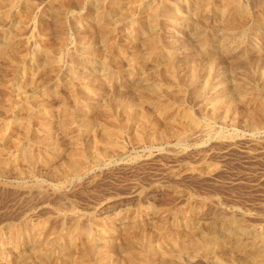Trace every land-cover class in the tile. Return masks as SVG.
<instances>
[{"label":"rangeland","instance_id":"rangeland-1","mask_svg":"<svg viewBox=\"0 0 264 264\" xmlns=\"http://www.w3.org/2000/svg\"><path fill=\"white\" fill-rule=\"evenodd\" d=\"M0 55V264H44L30 247L58 239L75 250L48 264H76L103 234V264L151 242L152 264H165V231L193 223L192 251L174 264L252 262L264 236V0H0ZM79 150L80 173H60ZM225 221L251 243L193 251ZM77 224L89 235L60 237Z\"/></svg>","mask_w":264,"mask_h":264},{"label":"bare ground","instance_id":"bare-ground-1","mask_svg":"<svg viewBox=\"0 0 264 264\" xmlns=\"http://www.w3.org/2000/svg\"><path fill=\"white\" fill-rule=\"evenodd\" d=\"M10 2V1H9ZM12 2V1H11ZM18 4V3H17ZM5 9V8H4ZM123 15V14H122ZM153 15V14H152ZM130 16V15H129ZM115 18V17H114ZM129 18V17H128ZM120 19V18H119ZM124 19H126V18H124ZM123 19V20H124ZM110 20V19H109ZM108 20V21H109ZM121 20V19H120ZM112 21V20H111ZM103 22V21H102ZM119 21H117V23H118ZM115 26H116V24H115ZM109 29V28H108ZM107 29V30H108ZM202 29V28H201ZM104 31V30H103ZM14 35V34H13ZM11 37H12V35H10ZM9 36V37H10ZM224 36H225V39L226 40H231L233 37H232V35H230V34H224ZM199 37V36H198ZM13 38V37H12ZM157 38V37H156ZM221 38H223V37H221ZM101 39V38H100ZM10 40V39H9ZM236 40V39H235ZM237 41V40H236ZM7 43L9 42V41H6ZM11 42V41H10ZM85 52H87L86 50H84ZM33 52V51H32ZM12 53H13V51H12ZM17 53V52H16ZM40 53V52H39ZM61 53V52H60ZM83 53V52H82ZM88 53H89V51H88ZM31 54V53H30ZM29 54V55H30ZM19 55V54H18ZM1 56V55H0ZM20 56V55H19ZM6 57V56H5ZM1 58V57H0ZM13 58H15L14 56H13ZM170 58V57H169ZM33 60V59H32ZM49 60V59H48ZM53 60V59H52ZM11 61V60H10ZM169 61H170V59H169ZM49 62H50V60H49ZM53 63H54V61H53ZM78 63V62H77ZM73 65V64H72ZM240 65V64H239ZM15 66V65H14ZM17 66V65H16ZM87 66V65H86ZM89 66V65H88ZM70 67V66H69ZM166 68V67H165ZM13 70H14V68H12ZM90 69H91V67H90ZM93 69V68H92ZM86 70H88V68L86 69ZM166 70V69H165ZM168 70V69H167ZM170 70V69H169ZM162 72V71H161ZM173 72V71H172ZM15 73V72H14ZM80 74V73H79ZM161 74V73H160ZM172 74V73H171ZM191 74V73H190ZM154 75V74H153ZM176 75V74H175ZM195 75V74H194ZM85 76H86V73H85ZM189 76V75H188ZM157 77V76H156ZM167 77V76H166ZM172 77V76H171ZM170 77V78H171ZM191 77H194L193 75L191 76ZM190 77V78H191ZM66 78V77H65ZM144 78V77H143ZM164 78V77H163ZM168 78V77H167ZM170 78H168L167 80H169ZM173 78V77H172ZM185 78V77H184ZM187 78V77H186ZM74 79V78H73ZM161 79V78H160ZM165 79V78H164ZM163 80V79H162ZM175 80H176V78H175ZM187 80V79H186ZM190 80V79H189ZM245 81V80H244ZM150 82V81H149ZM172 82V81H171ZM142 83V82H141ZM185 83V82H184ZM19 84H20V82H19ZM138 84V83H137ZM239 84V83H238ZM18 85V84H17ZM184 85V84H183ZM187 85V84H186ZM21 86V85H20ZM190 86V85H189ZM196 86V85H195ZM199 86V85H198ZM238 86V85H237ZM145 87V86H144ZM235 87V86H234ZM236 88V87H235ZM152 89V88H151ZM154 89V88H153ZM192 89V88H191ZM195 89V88H194ZM33 90H34V88H33ZM167 90V89H166ZM196 90V89H195ZM200 90V89H199ZM204 90V89H203ZM236 90V89H235ZM201 91V90H200ZM163 92V91H162ZM178 92V91H177ZM176 94V93H175ZM143 95V94H142ZM171 95V94H170ZM198 95V94H197ZM150 96V95H149ZM154 96V95H153ZM256 96V95H255ZM143 96H141V98H142ZM175 97H177V96H175ZM250 98V97H249ZM262 98H263V96H262ZM134 99V98H133ZM177 99V98H176ZM241 99V98H240ZM181 100V99H180ZM248 100V99H247ZM252 100V99H251ZM162 101V100H161ZM136 102V101H135ZM210 102H212V101H210ZM141 103V102H140ZM144 103V102H143ZM109 104H110V102H109ZM127 104V103H126ZM105 106H107V105H105ZM129 106V105H128ZM114 107V106H113ZM113 107H111V108H113ZM127 109V108H126ZM216 109V108H215ZM108 110H110V109H108ZM145 111V110H144ZM254 111V110H253ZM34 112V111H33ZM107 112V111H106ZM110 112V111H109ZM116 112V111H115ZM262 112V111H261ZM112 113V112H111ZM170 113H171V111H170ZM217 113V112H216ZM263 114H264V112H262ZM109 114V113H108ZM114 114V113H113ZM116 114H118L117 112H116ZM130 114V113H129ZM142 114V113H141ZM140 114V115H141ZM103 115V114H102ZM101 115V116H102ZM144 115V114H143ZM104 116V115H103ZM110 116V115H109ZM113 116V115H112ZM146 116V115H145ZM187 116V115H186ZM11 117V116H10ZM127 117V116H126ZM129 117V116H128ZM136 117V116H135ZM147 117V116H146ZM188 117H189V126H191L192 127V125H194L195 126V124H196V122H195V120L193 119V117L190 115V114H188ZM209 117V116H208ZM257 117V116H256ZM259 117V116H258ZM105 118V117H104ZM109 118V117H108ZM137 118V117H136ZM140 118V117H139ZM23 119V118H22ZM142 119V118H141ZM249 119V118H248ZM21 120V119H20ZM102 120V119H101ZM119 120V119H118ZM117 120V121H118ZM143 120V119H142ZM31 121V120H30ZM84 121V120H83ZM103 121V120H102ZM122 121V120H121ZM140 121V120H139ZM251 121V120H250ZM111 122V121H110ZM185 122V121H184ZM9 123V122H8ZM125 123V122H124ZM140 123V122H139ZM142 123V122H141ZM144 123H145V121H144ZM182 123V122H181ZM211 123V122H210ZM251 123V122H250ZM16 124V123H15ZM71 124V123H70ZM183 124V123H182ZM201 124V123H200ZM9 125V124H8ZM45 125V124H44ZM63 125V124H62ZM136 125V124H135ZM203 125V124H202ZM113 126H114V124H113ZM165 126V125H164ZM140 128H141V125L139 126ZM206 127V126H205ZM122 128V127H121ZM193 128V127H192ZM27 129V128H26ZM101 129V128H100ZM180 129H181V127H180ZM180 129H178V130H180ZM28 130V129H27ZM141 130V129H140ZM166 131H167V129H165ZM177 130V131H178ZM183 130V129H182ZM202 130V129H201ZM257 130V129H256ZM2 131H4V130H2ZM19 131V130H18ZM25 131V130H24ZM106 131V130H105ZM138 131V130H137ZM172 131V130H171ZM170 131V132H171ZM21 132V131H20ZM75 132V131H74ZM91 132V131H90ZM102 132V131H101ZM117 132V131H116ZM132 132V131H131ZM160 132V131H159ZM165 132V131H164ZM179 132V131H178ZM196 132V131H195ZM2 133V132H1ZM71 133V132H70ZM85 133V132H84ZM107 133V132H106ZM109 133H111V132H109ZM168 133V132H167ZM206 133V132H205ZM17 134V133H16ZM23 134V133H22ZM121 134V133H120ZM133 134H134V131H133ZM198 134V133H197ZM1 135V134H0ZM3 135V134H2ZM25 135V134H24ZM24 135H23V137H24ZM100 135V134H99ZM109 135V134H108ZM154 135V134H153ZM184 135V134H183ZM183 135H181V136H183ZM97 136V135H96ZM130 136V135H129ZM136 136H138V135H136ZM167 136V135H166ZM169 136V135H168ZM23 137H21V138H23ZM102 137H104V136H102ZM106 137V136H105ZM118 137V136H117ZM159 137V136H158ZM195 137V136H194ZM20 138V139H21ZM184 138V137H183ZM188 138V137H187ZM0 139H1V136H0ZM101 139V138H100ZM103 139V138H102ZM118 139V138H117ZM137 139V138H136ZM180 139H181V137H180ZM94 140V139H93ZM106 140V139H105ZM107 140H108V138H107ZM139 140V139H138ZM184 140H187V139H184ZM132 141V140H131ZM47 142V141H46ZM95 142V141H94ZM102 142V141H101ZM104 142V141H103ZM116 142V141H115ZM179 142V141H178ZM184 142V141H183ZM142 143V142H141ZM140 143V144H141ZM180 143V142H179ZM16 144V143H15ZM106 144V143H105ZM8 145V144H7ZM9 145H10V143H9ZM20 145V144H19ZM1 146V145H0ZM27 146V145H26ZM115 146V145H114ZM13 147V146H12ZM23 148H25V147H23ZM22 149V148H21ZM37 149V148H36ZM72 150V149H71ZM84 150V149H83ZM107 150V149H106ZM22 151V150H21ZM73 151V150H72ZM80 151H82V150H79V152L77 151V152H75L74 153V156H73V158H72V160H70L71 162L68 164V165H66V167L64 168V172H61V171H63V170H61L60 171V173H62L63 175H66V176H77L78 175V173H80L79 171H80V169H81V166L82 165H80V163H79V161H80V159H82V157L84 158V156H86L84 153H82V152H80ZM110 151V150H109ZM119 151V150H118ZM3 152V151H2ZM25 153H24V155H23V157H24V159L25 160H27L29 163L31 162V163H33V164H35V163H39V162H41V160H40V158L38 157V156H34V155H32V153L31 152H29L27 149H25V151H24ZM70 152V151H69ZM99 153V152H98ZM106 153V152H105ZM104 153V154H105ZM110 153H111V151H110ZM115 153V152H114ZM118 153V152H117ZM2 154V153H1ZM109 154V153H108ZM65 156H66V154H65ZM95 156V155H94ZM95 158V157H94ZM93 158V159H94ZM98 158V157H97ZM101 158V157H100ZM65 159V158H64ZM42 165V164H41ZM57 165V164H56ZM4 166V165H3ZM52 167V166H51ZM2 168V167H1ZM8 169V168H7ZM62 169V168H61ZM54 173V172H53ZM1 174V173H0ZM11 174V173H10ZM61 177V176H60ZM65 178V177H64ZM95 178V177H94ZM90 179V178H89ZM91 180V179H90ZM64 181V180H63ZM87 181V180H86ZM85 181V182H86ZM43 183V182H42ZM46 186V185H45ZM43 187V186H42ZM1 189V188H0ZM10 192V191H9ZM14 192V191H13ZM23 192V191H22ZM33 192V191H32ZM12 193V192H11ZM17 194V193H16ZM12 195V194H11ZM22 195V194H21ZM33 198V197H32ZM67 198V197H66ZM9 200V199H8ZM39 200V199H38ZM22 201H25V200H22ZM64 200H62V202H63ZM71 202V201H70ZM48 203V202H47ZM66 203V202H65ZM69 203V202H68ZM38 204V203H37ZM49 204V203H48ZM58 204H60V203H58ZM8 205V204H7ZM39 205H40V203H39ZM31 206V205H30ZM68 206V205H67ZM61 207V206H60ZM72 207V206H71ZM21 208V207H20ZM45 208V207H44ZM75 208H77V207H75ZM68 209V208H67ZM62 210H64V209H62ZM13 212V211H12ZM188 212V211H187ZM20 213V212H19ZM51 213V212H50ZM54 213V212H53ZM191 213V212H190ZM36 214V213H35ZM56 214V213H55ZM7 215V214H6ZM20 215V214H19ZM37 215V214H36ZM43 215H45V214H43ZM89 215V214H88ZM59 217V216H58ZM87 217V216H86ZM36 218V217H35ZM88 221V220H87ZM174 222V221H173ZM185 223H188L189 224V222H188V220H185L184 221ZM182 223V225L183 224H185V223ZM238 222V221H237ZM98 223V222H97ZM140 223V222H139ZM180 223V222H179ZM179 223H178V225H179ZM235 224H236V222H235ZM234 224V222H231V221H225L224 223H223V225H222V232L220 233V234H216L215 236H213V237H211V236H204V237H202V238H199V239H201L198 243L196 242V243H194V242H192V249H193V251L195 252V250H194V248L195 249H197L198 250V248L200 249V250H198V251H201V249H204V251L205 250H209L211 247H212V245H213V243H215V242H213L214 240L216 241L217 239L219 240V241H224L226 238H232V239H235V240H238V241H240L241 242V244H243V245H248V243H251V240H249L250 239V237H248V239L246 240V238H245V236H246V233L248 232V231H246L244 228H242V227H240L239 225L237 226V225H235ZM241 224V223H240ZM25 226H27V227H29L28 225H25ZM71 226V225H70ZM88 226V225H87ZM135 226V225H134ZM244 226H245V224H244ZM73 227V226H72ZM83 227V226H82ZM79 224H77L76 225V227H75V229H74V232H72V231H70V232H68V231H62V233H61V235L62 236H60V237H64L65 235H72V236H76V237H78L79 239H83L82 237H84V236H87V235H89V230L88 229H86V228H82ZM131 227V226H130ZM133 227V226H132ZM136 227V226H135ZM183 228H184V226H182ZM185 227H187V228H185V229H178L179 228V226H178V228L177 229H175L174 231H171V232H169V231H165V234H164V239L162 240V242H161V247H160V249H161V251H163V257L162 256H160V257H162V259H163V261H162V263H165V264H167L168 262L170 263V262H174V261H176V259H175V257H177V258H180L181 257V255H184L186 252H187V249H188V247L185 245V242H184V238L185 237H188L189 235H192L191 233L192 232H194L198 227H197V225L195 224V223H193V224H191V225H187V226H185ZM247 227V226H246ZM25 228V227H24ZM27 229V228H26ZM58 229H59V227H58ZM72 229V228H71ZM134 229V228H133ZM132 229V230H133ZM147 229V228H146ZM22 230H24V229H22ZM172 230V229H171ZM144 231V230H143ZM164 231V230H163ZM8 232V231H7ZM135 232V231H134ZM167 232V233H166ZM151 233V232H150ZM103 234V233H102ZM162 235H163V232L161 233ZM161 235V236H162ZM194 235V234H193ZM192 235V236H193ZM207 235V234H206ZM250 235V234H249ZM261 235V234H260ZM256 236V235H255ZM258 236V235H257ZM100 238L99 239H102V242H103V244H102V247H101V249H99L96 253H94V251L96 250V249H94V247H93V244H94V242H92V241H90V240H88L87 242H85L86 244L84 245L85 246V248L83 249V251L81 252V257H80V259H79V261H77L76 262V264H90L89 262H88V257H89V255H93L94 256V258H93V260L95 259V262H96V264H103V260H104V258H105V256H106V253H109V251L111 250V243H110V241L109 240H107L106 239V237H105V235L103 234L102 235V238H101V236H99ZM198 237H200V235L198 236ZM247 237V236H246ZM58 238V237H57ZM159 238H161V237H159ZM188 238H193V237H188ZM244 238H245V241H243L244 240ZM256 238H258V237H256ZM255 238V239H256ZM63 239V238H62ZM194 239V238H193ZM197 238H195V240H196ZM255 239H254V241H255ZM260 244H259V246L257 245V247L258 248H256V249H258L257 251H255V254H253V255H251L250 256V258L249 259H247V258H245V260L247 259V261L249 262V260L250 261H252L254 264H264V236H260ZM157 240H159V239H157ZM190 240H192V239H190ZM90 241V242H89ZM99 241H101V240H99ZM218 241V242H219ZM254 241H253V243H254ZM258 241V240H257ZM112 242V241H111ZM217 242V241H216ZM152 243V242H151ZM151 243H149L148 245H147V248H146V252H139L138 254H136V253H133V252H130V253H128L127 254V264H152V261H153V259L155 258V256L157 255V250H156V248L154 247V245H152ZM259 243V242H258ZM257 243V244H258ZM217 245H218V243H216ZM222 244V243H221ZM220 244V245H221ZM80 245H82V244H80ZM190 245H191V243L189 244V247H190ZM217 245H215L214 244V246H215V248L216 247H218ZM50 247V248H39V247H37L36 246V244L35 245H33V247H30V253H32L33 252V250H34V257L36 258L35 260H37L38 262H40V263H44V264H48L50 261H52L53 259H62L63 257H65L66 255H68V254H70L71 252H72V249H74V247H75V245H74V243L73 242H66V240L64 241V240H60V239H58V240H55V241H53L52 243H50V242H47V247ZM52 246H57V247H52ZM79 246V245H78ZM194 247V248H193ZM75 250V249H74ZM189 250V249H188ZM191 250V249H190ZM190 250H189V252H190ZM197 250H196V252H197ZM215 250V249H214ZM192 251V250H191ZM203 251V254L205 253ZM208 251H206V253H207ZM25 254V253H24ZM110 254V253H109ZM208 254V253H207ZM26 255V257H23V261H25V263H23V264H30V261H31V257H29L31 254H25ZM33 255V254H32ZM105 255V256H104ZM110 255H112V254H110ZM119 256H120V254H119ZM91 257V256H90ZM90 257H89V259H90ZM107 257V256H106ZM159 257V258H160ZM197 257V256H196ZM113 258V257H112ZM91 259H92V257H91ZM118 259V258H117ZM185 259H186V257H185ZM232 259V258H231ZM234 259V258H233ZM235 259H238V258H235ZM234 259V260H235ZM244 259V258H243ZM64 260V259H63ZM155 260V259H154ZM157 260V259H156ZM161 260V259H160ZM179 260V259H178ZM57 261H59V260H57ZM62 261V260H61ZM92 261V260H91ZM117 261H119V259L117 260ZM232 261V260H231ZM94 262V263H95ZM178 262V261H177ZM251 262V263H252ZM118 263V262H117ZM122 263H124V261L123 262H121V264ZM175 263V262H174ZM173 263V264H174ZM251 263H249V264H251ZM120 264V263H119ZM125 264V263H124ZM188 264V263H187ZM244 264H245V261H244ZM248 264V263H247Z\"/></svg>","mask_w":264,"mask_h":264}]
</instances>
